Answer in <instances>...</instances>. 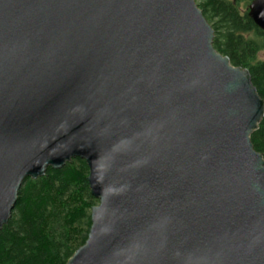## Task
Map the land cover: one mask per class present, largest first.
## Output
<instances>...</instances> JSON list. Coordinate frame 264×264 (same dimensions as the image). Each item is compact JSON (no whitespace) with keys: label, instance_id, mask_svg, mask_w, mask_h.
<instances>
[{"label":"water","instance_id":"water-1","mask_svg":"<svg viewBox=\"0 0 264 264\" xmlns=\"http://www.w3.org/2000/svg\"><path fill=\"white\" fill-rule=\"evenodd\" d=\"M213 37L195 0H0V231L76 159L98 205L66 264H264V101Z\"/></svg>","mask_w":264,"mask_h":264},{"label":"trees","instance_id":"trees-1","mask_svg":"<svg viewBox=\"0 0 264 264\" xmlns=\"http://www.w3.org/2000/svg\"><path fill=\"white\" fill-rule=\"evenodd\" d=\"M253 0H195L211 26L213 48L234 67L248 70L264 101V32L247 16ZM264 159V116L250 136ZM84 162L72 160L60 170L22 184L9 222L0 231V264H66L87 238L90 211L97 204L86 181Z\"/></svg>","mask_w":264,"mask_h":264},{"label":"rangeland","instance_id":"rangeland-1","mask_svg":"<svg viewBox=\"0 0 264 264\" xmlns=\"http://www.w3.org/2000/svg\"><path fill=\"white\" fill-rule=\"evenodd\" d=\"M257 58H258V60H262V61H264V52H260L259 54H258V56H257ZM96 200V199H95ZM97 201V200H96ZM98 205V202H97V204L95 205V206H97ZM90 214V213H89Z\"/></svg>","mask_w":264,"mask_h":264}]
</instances>
